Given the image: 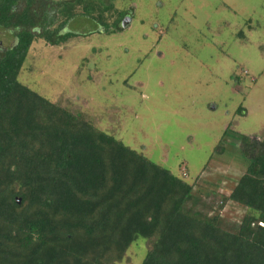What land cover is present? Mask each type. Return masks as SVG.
I'll return each instance as SVG.
<instances>
[{
  "label": "trees",
  "instance_id": "16d2710c",
  "mask_svg": "<svg viewBox=\"0 0 264 264\" xmlns=\"http://www.w3.org/2000/svg\"><path fill=\"white\" fill-rule=\"evenodd\" d=\"M81 7L0 0V30L15 38L0 48V264H120L140 237L151 245L141 264H264V141L240 138L248 166L236 186L197 202L199 177L189 183L19 80L33 43L64 42ZM228 203L245 208L240 224L223 219Z\"/></svg>",
  "mask_w": 264,
  "mask_h": 264
},
{
  "label": "rangeland",
  "instance_id": "374dc122",
  "mask_svg": "<svg viewBox=\"0 0 264 264\" xmlns=\"http://www.w3.org/2000/svg\"><path fill=\"white\" fill-rule=\"evenodd\" d=\"M81 1L69 36L35 41L19 80L189 183L199 177L197 202L227 197L248 166L240 138L264 141V0ZM0 41L15 43L3 30ZM244 214L222 211L233 225ZM150 246L138 238L120 264H141Z\"/></svg>",
  "mask_w": 264,
  "mask_h": 264
},
{
  "label": "flooded vegetation",
  "instance_id": "af4514ba",
  "mask_svg": "<svg viewBox=\"0 0 264 264\" xmlns=\"http://www.w3.org/2000/svg\"><path fill=\"white\" fill-rule=\"evenodd\" d=\"M66 1H72V0H47V4H48V7H51V6H53V5H56V4H59V3H61V2H66ZM3 31H5V30H3ZM5 37L8 39V40H10L9 42L11 43V42H15V38H14V32L13 31H11V30H6L5 31ZM0 48H2V49H4L3 48V44H2V42L0 41Z\"/></svg>",
  "mask_w": 264,
  "mask_h": 264
},
{
  "label": "crops",
  "instance_id": "0c3cea01",
  "mask_svg": "<svg viewBox=\"0 0 264 264\" xmlns=\"http://www.w3.org/2000/svg\"><path fill=\"white\" fill-rule=\"evenodd\" d=\"M68 28H67V31H69V26H67Z\"/></svg>",
  "mask_w": 264,
  "mask_h": 264
}]
</instances>
